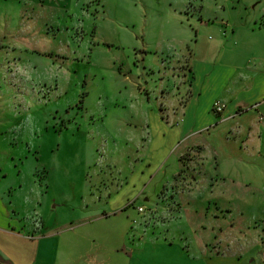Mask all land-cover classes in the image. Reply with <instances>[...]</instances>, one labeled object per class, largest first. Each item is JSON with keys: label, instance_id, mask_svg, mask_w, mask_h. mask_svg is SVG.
<instances>
[{"label": "rangeland", "instance_id": "1", "mask_svg": "<svg viewBox=\"0 0 264 264\" xmlns=\"http://www.w3.org/2000/svg\"><path fill=\"white\" fill-rule=\"evenodd\" d=\"M42 2L0 0V188L11 187L5 200L15 206V229L26 236L45 222L62 231L81 224L84 234L120 230L139 205L146 218L167 219L180 208L172 201L188 188L198 149L183 151L179 162L173 130L151 143L142 128L147 107L173 125L171 109L161 116L158 105L166 101L161 87L181 89L170 63L187 55L195 38L214 40L227 13L264 18V0ZM148 149L149 160H141ZM246 160L233 162L250 168L243 178L254 184L233 191L238 200L229 211L213 207L218 217H205L185 204L177 220L187 240L200 241L206 264H264V159ZM141 190L147 202L129 197L128 207L112 211L118 198ZM155 202L160 208L151 212ZM96 214L107 217L93 220ZM72 238L65 247L97 248L100 264L130 263L115 252L114 236ZM72 256L70 264H97L83 252Z\"/></svg>", "mask_w": 264, "mask_h": 264}, {"label": "crops", "instance_id": "2", "mask_svg": "<svg viewBox=\"0 0 264 264\" xmlns=\"http://www.w3.org/2000/svg\"><path fill=\"white\" fill-rule=\"evenodd\" d=\"M40 1L43 5L45 0ZM238 18L233 20L227 13L225 19L228 24L215 27L214 40L199 43L195 38L196 43L188 47L187 55L184 53L170 63L168 70L172 76H177L178 80L181 77V89L175 91L174 88L161 87L167 105L163 102H158V105L161 116L163 111L171 109L173 125L164 124L155 106L147 107L152 112L145 114L142 123L143 132L151 143L168 131L176 133L177 146L174 143L171 149L178 150L176 157L179 162L183 151L198 149V163L193 162L192 157L189 159L191 169L186 173L188 188L172 201L179 203V210L174 209L165 220L146 218L137 212V218H133L137 220L134 225L133 219L125 217L120 230L98 232L88 228L85 234L82 230L86 226L81 224L76 229L62 231L46 227L42 222L33 232L27 230L25 236L15 229V206L12 202L8 205L5 200L6 190L11 187H1L0 264H70V257L73 258V252L77 251L92 257L93 263L100 264L104 260L97 248L76 250L65 247V242L68 243V239L73 241L74 235H81L84 239H89V235L93 242L114 236L118 239L116 243L120 244L115 252L130 263L206 264L204 254H200V241L187 240L185 234H189V230L186 232L185 227L179 226L180 213L185 204L198 215L203 212L205 217H218L217 212H211L213 207H224L229 211L233 202L238 200L233 191L242 184H254L248 177L243 178L250 168L233 160L244 164L253 156L264 159V18ZM199 19L203 22L201 16ZM202 26L199 25L195 33L200 34ZM216 100L225 104L220 113L212 108ZM149 150L140 153L141 160L150 157L153 150ZM238 173H242L243 180ZM165 184L163 182L162 185ZM133 192L118 198L112 211L128 207L134 198L137 200L142 196L146 202L149 200V195L143 190L135 196H132ZM155 203L150 204L151 212L160 208V203ZM106 215L96 214L93 220H101ZM196 223L203 227L206 224L200 218ZM146 231L150 234L148 239L143 237ZM133 237L137 240L131 241Z\"/></svg>", "mask_w": 264, "mask_h": 264}, {"label": "built area", "instance_id": "3", "mask_svg": "<svg viewBox=\"0 0 264 264\" xmlns=\"http://www.w3.org/2000/svg\"><path fill=\"white\" fill-rule=\"evenodd\" d=\"M225 107V104L223 102H221L220 100H216L214 101L213 103V110L217 113H220ZM133 202H130V204H132ZM137 209V212L141 215V216H145L146 214V209L143 208V206H137L136 207ZM150 211H152L151 209H149ZM137 220L136 219H133L132 220V224H136Z\"/></svg>", "mask_w": 264, "mask_h": 264}]
</instances>
